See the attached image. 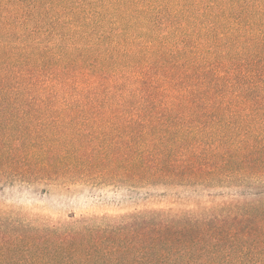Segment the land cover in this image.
I'll return each mask as SVG.
<instances>
[{
  "label": "trees",
  "instance_id": "obj_1",
  "mask_svg": "<svg viewBox=\"0 0 264 264\" xmlns=\"http://www.w3.org/2000/svg\"><path fill=\"white\" fill-rule=\"evenodd\" d=\"M33 124L40 174L151 204L0 216V264H264V0H0V185Z\"/></svg>",
  "mask_w": 264,
  "mask_h": 264
},
{
  "label": "rangeland",
  "instance_id": "obj_2",
  "mask_svg": "<svg viewBox=\"0 0 264 264\" xmlns=\"http://www.w3.org/2000/svg\"><path fill=\"white\" fill-rule=\"evenodd\" d=\"M18 130L22 135L7 138L5 144L7 150H10L12 144L30 149L22 158L29 172L26 176L29 177L27 180L15 178L0 185V216H10L12 220L35 225L42 222L65 225L70 215L113 216L119 213L130 214L137 209L145 211L150 206L149 189L145 183L139 187L135 184L121 186L116 190L115 187L101 183L90 186L74 182L73 177L66 172L40 174L38 167L43 158L41 150L45 153L56 146V140L47 135L55 129L33 124Z\"/></svg>",
  "mask_w": 264,
  "mask_h": 264
}]
</instances>
